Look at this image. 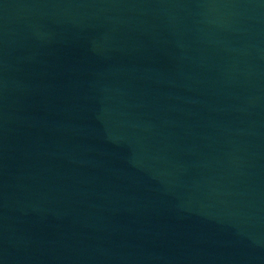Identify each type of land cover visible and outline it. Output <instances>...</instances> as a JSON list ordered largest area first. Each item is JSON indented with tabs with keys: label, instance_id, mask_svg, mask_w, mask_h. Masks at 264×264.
I'll use <instances>...</instances> for the list:
<instances>
[{
	"label": "water",
	"instance_id": "obj_1",
	"mask_svg": "<svg viewBox=\"0 0 264 264\" xmlns=\"http://www.w3.org/2000/svg\"><path fill=\"white\" fill-rule=\"evenodd\" d=\"M264 0H0V264H66Z\"/></svg>",
	"mask_w": 264,
	"mask_h": 264
}]
</instances>
